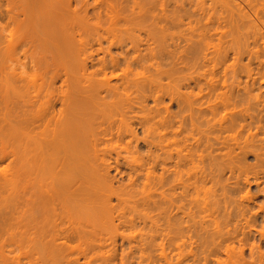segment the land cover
Returning <instances> with one entry per match:
<instances>
[{
    "label": "bare ground",
    "instance_id": "bare-ground-1",
    "mask_svg": "<svg viewBox=\"0 0 264 264\" xmlns=\"http://www.w3.org/2000/svg\"><path fill=\"white\" fill-rule=\"evenodd\" d=\"M12 1L0 139H18V165L0 181L17 193L0 248L18 236L44 264H264V196L254 208L247 189L264 194V0Z\"/></svg>",
    "mask_w": 264,
    "mask_h": 264
},
{
    "label": "rangeland",
    "instance_id": "rangeland-1",
    "mask_svg": "<svg viewBox=\"0 0 264 264\" xmlns=\"http://www.w3.org/2000/svg\"><path fill=\"white\" fill-rule=\"evenodd\" d=\"M94 1H95V0H87V4H89L90 6H92V4L94 3ZM11 2H15V1H12V0H11ZM3 3H5L4 0H0V8H1V6L3 7V5H4ZM74 6H75V3L72 2L71 7L74 8ZM88 7H89V6H88ZM90 8H91V7H90ZM90 8H89V9H90ZM1 9H2V8H1ZM1 9H0V10H1ZM89 9H88V10H89ZM91 12H92V8L90 9L89 14H91ZM0 22L3 23L4 20L2 21V19H0ZM167 32H168V31H167ZM167 32H165V33L168 35L169 32H168V33H167ZM170 33H171V36H172V37L170 36L171 39H174L175 36H176V34H177V33H176V30H175V29H172V30H170ZM170 33H169V34H170ZM159 34H161V35H160L161 38H163L164 36L167 37V38H169V37H168L166 34H164V33H158V36H159ZM94 36H95V35H94ZM97 36H99V35H97ZM100 36H101V37L103 36V38H102L100 44L102 43L101 46H103V48H104V47L106 48L107 45L109 44L108 42L110 41V40H109V41L107 42L106 39H111V38H110V37L108 38L107 36H109V35H106V34H103V35H100ZM104 36H105L106 38H105ZM173 36H174V38H173ZM95 37H96V36H95ZM104 38H105V39H104ZM171 39L169 38V40H171ZM1 41H2V40H1V38H0V47L2 46ZM96 46H97V45H94V47H96ZM108 46H109V45H108ZM97 47H98V46H97ZM111 50H112V52H118V51H119L117 48H114V47H112ZM1 52H3V51H2V48H0V56H1V54H2ZM229 53L231 54V50H230ZM99 55L101 56L102 53L99 52V53H98V56H99ZM3 56H4V54H3ZM0 58H1V57H0ZM20 59H21V57H20ZM4 60H5V59H2V61H4ZM21 60H23V59H21ZM2 61H1V59H0L1 64H3ZM5 61H7V58H6ZM5 61H4V63L7 64V62H5ZM22 62H23V61H22ZM1 64H0V67H2ZM4 66H7V65L4 64L3 67H4ZM16 66H17V65H16ZM16 66L14 65V67H16ZM5 68H6V67H4L3 70H4ZM17 68H18V67H17ZM0 69L2 70V68H0ZM1 70H0V71H1ZM19 71H20V70H19ZM19 71H18V72H19ZM1 73H2V72H1ZM164 82H165V81H164ZM164 82H163V83H164ZM172 86H174V85L172 84ZM172 86H171V88H172ZM0 88H2V87L0 86ZM0 91H1V90H0ZM1 93H2V91H1ZM0 100H2V99L0 98ZM166 101H167V100H166ZM0 102H1V101H0ZM150 102H151V101H150ZM171 109H172V111H173V110L176 111V107H175V105H172ZM1 138H2V137H1ZM10 138H12V137H10ZM10 138H8L9 140L6 138L7 140L4 139V141H2L3 138L0 139V150H1L0 153H2V154H0V156H1V157L3 156V157L5 158V159H3V160H0V174H3V176H4V174H5V177H6V178H8L9 175H11V177H12V176L15 177V175H13V174L15 173V171H16V167H17V166L15 165V163H16V164L18 163V161L16 160V159H18V154H17V156H16V154H15V153H18V150H17L18 147L16 148L17 152H14V155H15V156H14V155H11V152H10V151H13V150L15 149V148H13V147H15V146H13V145H15V141L18 140V139H17V138H16V139L13 138L14 141H12L13 139H10ZM9 141L13 142L14 144L12 143L13 145H12V144L10 145V144H9V143H10ZM16 142H17V141H16ZM17 143H18V142H17ZM17 143H16V144H17ZM6 145H7V146H6ZM17 145H18V144H17ZM11 146H12V147H11ZM7 147H9V148L7 149ZM11 148H12V149H11ZM2 149H3V150H2ZM4 149H6V150H4ZM9 149H11V150H9ZM142 149H143V148H142ZM16 150H14V151H16ZM140 151H141L142 153H144V150H141V149H140ZM3 152H4V153H3ZM12 154H13V153H12ZM4 155H5L6 157H5ZM15 157H17V158H15ZM251 157H252V156L249 155V156H247V157L245 158V160H244V161H245V164H249V166H250V165H255V164H256L255 161H254V158L252 157V158H253V159H252ZM14 158H15V159H14ZM0 159H1V158H0ZM14 161H16V162H14ZM17 165H18V164H17ZM14 168H15V169H14ZM14 170H15V171H14ZM158 171H159V168H158ZM10 173H11V174H10ZM112 173H113V172H112ZM6 174H8V175H6ZM226 175H227V174H226ZM0 177H2V176L0 175ZM11 177H10V179H11ZM13 177H12V178H13ZM3 178H4V177H3ZM10 179H9V180H10ZM13 179H15V178H13ZM1 180H2V179H1ZM4 180H5V179H4ZM12 181H13V180H12ZM14 181H15L14 183H17L16 180H14ZM1 182L3 183V186H2V183H1ZM4 182H5V181H3V180L0 181V185H1V186H0V202H1V204H2L0 209L3 208L2 206H4V208L7 209V207H6V206H7V203H6V202H8V201L11 202V200H12V202H13V200H14L13 198H15L16 193H17V187L15 186V184H14L13 182H12V184H13L14 186H13L11 183H8V182H10V181L7 182V183L10 184V185H8L7 183H5V185H4ZM247 189H248L250 195L252 194L251 196L255 195V196H253L254 199L252 198L253 203H252V201H251V204H253V207L256 208V205H258L259 202H260V200H262L261 198H263L264 194H263L262 192H261L262 194L259 193L260 191H257V190L254 188V186H251V187L247 186ZM14 190L16 191V193H15ZM255 190H256V191H255ZM244 191H245V190H242L243 193L241 192L240 194H235V195H236V198H239V195L244 194ZM254 192H255V193H254ZM256 194H258L257 197H258V196L260 197V199H259V197H258L259 200L257 199ZM235 195H234V196H235ZM260 195H261V196L263 195V196L261 197ZM5 199H6V200H5ZM256 199H257L258 201H257ZM254 200L257 201L258 203H257V204L254 203V202H255ZM12 202H11V203H12ZM11 203H10V204H11ZM13 204H14V202H13ZM254 205H255V206H254ZM8 206H11V205H8ZM11 207H12V206H11ZM4 208H3V209H4ZM8 208H10V207H8ZM3 209H2V212L5 213L4 210H6V209H4V210H3ZM11 209H12V208H11ZM13 210H14V209H13ZM6 212H7V211H6ZM9 212H14V211H11V210L9 211V210H8V213H7V214H9ZM8 216H9V215H8ZM8 216H6V218H7ZM9 217H10V216H9ZM6 221H7V223H8V220H6ZM12 221H13V220H11V221L9 222V225L12 223ZM13 223H14V221H13ZM5 224H6V223H5ZM3 225H4V224H3ZM9 225H7L8 227L5 226V229H6V230L4 231V233H7V232H9V233H8L7 235H6V234L3 235V232H2V235L4 236V239H5V240H6V238L8 237V235L10 236V231H13V232L16 231V228H14L15 230L12 229L16 224H15V225L12 224V225H10V226H9ZM12 226H13V227H12ZM10 227H11V228H10ZM9 228H10V230H9ZM2 229H3V227H2ZM3 230H4V229H3ZM130 232H134V230H131ZM5 236H6V237H5ZM11 236H16V235H12V232H11ZM11 236H10V238H11ZM17 237H18V236H17ZM17 237H15L16 239H15V238H11L12 240L9 239V242H8V243H7V240H6L7 246H6V243H5V246H6V247H3L4 250L0 248V249H1L0 251H4V252H3L4 254L0 253V255L2 254L0 257L7 256V254L10 252L11 254L9 253L10 255H9V254H8V255H9V257L12 256V257H11L12 259L10 258V260H12L11 264L14 263L15 261H16V264L19 263V262H20V264H23V263H24V264H27L28 261H29L30 264H36V263H37V264H38V263H39V264H44V263L42 262V259H41V258H39V259L41 260L42 263H40V260H38V256H39V255H38V250H36L37 248L34 247L35 249H32V248H31V250H30L29 247H28L29 245L25 247L26 244H25L24 246H22V247H23V248H22V247L20 246L19 243H18V244H19V246H18L17 242H20V240H19V238H18L19 241H16V240H17ZM14 240L16 241V243L14 242ZM11 241H12L13 243H12ZM9 243H11L12 245L15 243V244H17V245L14 244V246H16V247L13 248V246H12L11 244H9ZM8 244H9L10 246H9ZM22 245H23V244H22ZM8 246H9V247H8ZM11 247H12V249H11ZM27 247H28V248H27ZM5 248H7V249H5ZM16 248H17V249H16ZM18 248H19L20 250H18ZM21 248H22V249H21ZM24 248H26V249H24ZM8 249H10V250H8ZM13 250H14V251H13ZM32 250L34 251V253H33ZM12 251H13V252H12ZM31 251H32V253H31ZM35 251H36V252H35ZM23 252H27V254L30 253V255H25V256H24V255L22 254ZM5 253H7V254H5ZM36 253H37V254H36ZM17 254H18V255H17ZM25 254H26V253H25ZM22 255H23V256H22ZM13 256H14V257H13ZM15 256H16V257H15ZM26 256H29V257L26 258ZM32 256H33V257H32ZM9 257H7V259H8V263L6 262L7 260L5 261L6 264H10V262H9V261H10V260H9ZM18 257H19V258H18ZM20 257H21V258H20ZM39 257H41V256H39ZM24 258H25V260H24ZM28 258H29V259L31 258V259L29 260ZM0 259H1V258H0ZM3 259H5V257L2 258V260H3ZM13 259H16V260L13 262ZM17 259H18L19 261H18ZM22 259H23V260H22ZM27 259H28V260H27ZM34 259H37L38 261H37V260H34ZM20 260H21V261H20ZM25 261H26V262H25ZM31 262H33V263H31ZM14 264H15V263H14Z\"/></svg>",
    "mask_w": 264,
    "mask_h": 264
}]
</instances>
